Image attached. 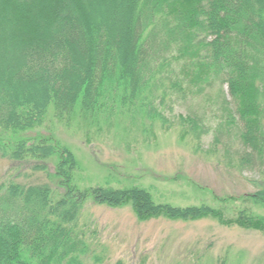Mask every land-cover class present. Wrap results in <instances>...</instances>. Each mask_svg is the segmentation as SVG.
Masks as SVG:
<instances>
[{
    "label": "trees",
    "instance_id": "obj_1",
    "mask_svg": "<svg viewBox=\"0 0 264 264\" xmlns=\"http://www.w3.org/2000/svg\"><path fill=\"white\" fill-rule=\"evenodd\" d=\"M216 82L230 96L217 125L207 127L189 112L176 116L179 129L194 137L196 153L214 155L222 145L227 165L261 171L258 191L217 197L221 206H177L158 202L141 185L82 189L79 160L52 136H0L2 158L37 161L40 172L54 160L63 190L58 196L50 183L0 182V264L102 263L101 256L84 259L91 244L79 219L89 197L131 206L141 221L211 218L264 234V213L257 211L264 207V0H0V129L6 132L42 125L50 110L68 126L77 118L83 127L101 118L112 124L119 114L145 115L169 129L167 111ZM235 127L242 148L236 152L228 146ZM210 132L212 148L204 149Z\"/></svg>",
    "mask_w": 264,
    "mask_h": 264
},
{
    "label": "rangeland",
    "instance_id": "obj_2",
    "mask_svg": "<svg viewBox=\"0 0 264 264\" xmlns=\"http://www.w3.org/2000/svg\"><path fill=\"white\" fill-rule=\"evenodd\" d=\"M225 97L230 99L228 86L219 82L202 94L189 93L174 104L173 112L167 111L173 119L169 129L145 115L132 120L131 116L119 114L112 124L101 118L99 123L83 127L77 118L68 126L54 118L50 110L42 125L18 133L0 129V136L13 140L52 136L79 160L77 181L82 189L141 185L158 202L221 206L217 197L258 191L255 181L263 178L261 171L227 165L222 145L214 155L196 153V140L192 135H182L176 116L191 112L207 127H214L222 115ZM239 129L234 128L236 135L228 144L235 152L242 150ZM212 136V132L203 136L204 149L212 148ZM229 158L232 164L237 162ZM37 164L0 157V182L50 183L60 196L63 190L54 176L55 161H49L47 170L41 172L35 170ZM258 210L264 213V207ZM79 224L91 244L90 254L84 257L87 263L101 256L100 264H114L119 259L125 264H264V234L223 226L211 218L184 221L160 217L141 221L131 206L111 207L89 197Z\"/></svg>",
    "mask_w": 264,
    "mask_h": 264
}]
</instances>
